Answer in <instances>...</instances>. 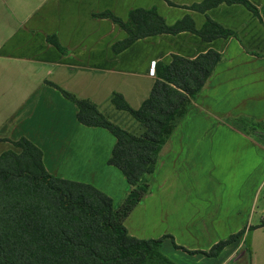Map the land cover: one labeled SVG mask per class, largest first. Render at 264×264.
I'll list each match as a JSON object with an SVG mask.
<instances>
[{
    "label": "crops",
    "instance_id": "1",
    "mask_svg": "<svg viewBox=\"0 0 264 264\" xmlns=\"http://www.w3.org/2000/svg\"><path fill=\"white\" fill-rule=\"evenodd\" d=\"M248 1L258 17L238 4L191 9L203 0H0V155L19 153L13 143L24 138L40 150L49 175L90 185L120 206L129 186L108 164L115 138L81 125L59 89L93 102L108 119L101 108L115 109L112 94L133 110L148 98L156 64L214 51L220 63L161 148L149 193L123 226L138 240L165 237L159 253L170 264H264V133L226 123L264 121V0ZM150 8L168 26L188 16L200 30L208 18L236 37L161 34L113 54L125 33L93 15L109 11L125 21L131 10ZM242 230L215 257L173 245L206 253Z\"/></svg>",
    "mask_w": 264,
    "mask_h": 264
},
{
    "label": "trees",
    "instance_id": "2",
    "mask_svg": "<svg viewBox=\"0 0 264 264\" xmlns=\"http://www.w3.org/2000/svg\"><path fill=\"white\" fill-rule=\"evenodd\" d=\"M220 4L242 5L258 17V10L248 0H203L191 9L205 13ZM93 16L109 20L125 33V38L111 47L115 55L138 40L161 34L189 32L206 42L236 37L234 32L208 18L200 30L195 29L188 16L168 26L155 8L131 10L125 21L109 11ZM46 41L64 53L55 36H48ZM220 61V55L210 50L194 59L174 55L169 64H156L150 94L136 110L131 109L120 94H112V106L139 124L143 130L140 135H133L110 122L93 102L59 89L76 107V119L81 125L106 129L115 138L108 164L123 174L128 193L114 209L111 199L94 187L49 175L43 167L40 150L20 138L13 143L19 153L7 151L0 155V264H170L159 253L165 237L132 238L123 221L149 193V177L161 148ZM232 121L249 126L229 125L241 133L264 132V121ZM260 226H264V219ZM243 234L244 230L231 235L206 253L190 252L173 245L189 255L215 257Z\"/></svg>",
    "mask_w": 264,
    "mask_h": 264
},
{
    "label": "rangeland",
    "instance_id": "3",
    "mask_svg": "<svg viewBox=\"0 0 264 264\" xmlns=\"http://www.w3.org/2000/svg\"><path fill=\"white\" fill-rule=\"evenodd\" d=\"M110 23V22H109ZM111 24V23H110ZM108 109H104L103 107L101 108L102 112L108 117V119L120 126L121 128H124L125 130L133 133V134H140L143 130L142 128L139 126L138 123H136L132 118H130V116L124 112H119V111H116L115 109H113L110 105H107ZM114 113V114H112ZM118 117H117V116ZM225 123V121H224ZM226 123H229V124H233L237 127H246L248 126L246 123H243V122H239V121H236V122H233V121H226ZM249 127V126H248ZM250 132V131H249ZM264 132H262L263 134ZM150 182V181H149ZM119 206V205H118ZM118 206H114V208H117ZM263 220L260 221V223L262 222Z\"/></svg>",
    "mask_w": 264,
    "mask_h": 264
},
{
    "label": "built area",
    "instance_id": "4",
    "mask_svg": "<svg viewBox=\"0 0 264 264\" xmlns=\"http://www.w3.org/2000/svg\"><path fill=\"white\" fill-rule=\"evenodd\" d=\"M152 69H153V65H152Z\"/></svg>",
    "mask_w": 264,
    "mask_h": 264
}]
</instances>
